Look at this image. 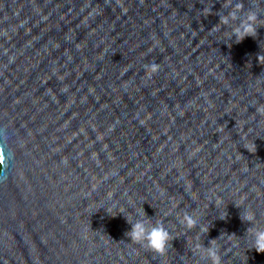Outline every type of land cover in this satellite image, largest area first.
Instances as JSON below:
<instances>
[{"label": "water", "instance_id": "obj_1", "mask_svg": "<svg viewBox=\"0 0 264 264\" xmlns=\"http://www.w3.org/2000/svg\"><path fill=\"white\" fill-rule=\"evenodd\" d=\"M237 2L239 43L226 0H0V264H264V0Z\"/></svg>", "mask_w": 264, "mask_h": 264}, {"label": "clouds", "instance_id": "obj_2", "mask_svg": "<svg viewBox=\"0 0 264 264\" xmlns=\"http://www.w3.org/2000/svg\"><path fill=\"white\" fill-rule=\"evenodd\" d=\"M225 5L230 9L226 15H219V21L217 25L228 26L235 22V27L232 30V35L235 36L236 42L239 43L245 37H255L257 34L258 27V15L255 10L249 8V10L244 11V5L241 2L235 3L233 6L232 0H226ZM209 14L210 11H209ZM215 25L214 27H216ZM260 61H264V55L258 56ZM159 65L156 63H151L145 65V70L151 78L152 74L159 71ZM257 112L264 113V105L257 108ZM243 147L249 153H255L256 145L253 143L250 145H243ZM143 214V209L142 212ZM144 215V219L138 220L136 223L131 224V229L126 233L130 243L138 244L141 247L146 248L151 253L157 256H164L169 246H171V237L169 231L165 228L162 222L151 223V219ZM241 220L249 224H254L256 221L255 213L250 212L245 209L243 214H241ZM127 219V217H126ZM147 221V223H146ZM181 223L189 230L197 227L198 221L194 219L189 214H184ZM202 231L206 234L208 231V226L204 227ZM248 232L251 233V247L258 254L264 253V229L260 228H250ZM214 241H210L209 246L204 251L205 259L208 264H221V256L219 254V249L214 247ZM203 247L202 245L200 246Z\"/></svg>", "mask_w": 264, "mask_h": 264}]
</instances>
